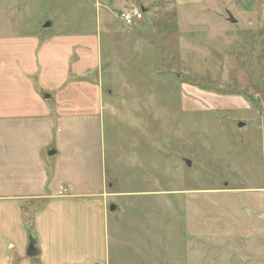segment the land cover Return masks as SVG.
I'll return each mask as SVG.
<instances>
[{"label":"rangeland","instance_id":"obj_1","mask_svg":"<svg viewBox=\"0 0 264 264\" xmlns=\"http://www.w3.org/2000/svg\"><path fill=\"white\" fill-rule=\"evenodd\" d=\"M125 8L149 13L129 31ZM5 24L101 30L116 73L101 141L123 219L144 218L187 264H264V0H0ZM228 98L248 108L212 105Z\"/></svg>","mask_w":264,"mask_h":264},{"label":"crops","instance_id":"obj_2","mask_svg":"<svg viewBox=\"0 0 264 264\" xmlns=\"http://www.w3.org/2000/svg\"><path fill=\"white\" fill-rule=\"evenodd\" d=\"M142 11L149 13L148 8ZM48 22L50 27L42 25L43 29L54 26L52 20ZM4 26L0 31V264H163L161 260L187 264L180 248L162 252L161 231L154 239V230L144 218L123 219L121 204L110 203L116 194L108 190L101 130L107 111L105 86L116 73L104 69L111 55L103 54L101 30L43 33L37 25L34 30L10 33ZM134 26L122 23L121 28L130 31ZM217 103L212 105L248 108L240 98ZM123 197L137 200L129 195L119 198ZM30 233L37 240L36 257L27 256ZM152 245H161L162 254L153 255Z\"/></svg>","mask_w":264,"mask_h":264},{"label":"water","instance_id":"obj_3","mask_svg":"<svg viewBox=\"0 0 264 264\" xmlns=\"http://www.w3.org/2000/svg\"><path fill=\"white\" fill-rule=\"evenodd\" d=\"M228 17H229V22L232 24H236L238 23L237 19L233 16L232 13L228 12ZM51 23L48 22L45 24V27H50ZM239 127H244L243 123L239 124ZM55 150L51 151L50 155H54L55 154ZM186 163L189 164L191 166V161L186 160ZM115 209L114 206L111 207V210L113 211ZM245 211L250 214L249 209H245ZM39 254V249L37 247V240L34 237V235L32 233H30V243L27 249V256L28 257H36Z\"/></svg>","mask_w":264,"mask_h":264},{"label":"built area","instance_id":"obj_4","mask_svg":"<svg viewBox=\"0 0 264 264\" xmlns=\"http://www.w3.org/2000/svg\"><path fill=\"white\" fill-rule=\"evenodd\" d=\"M143 15L144 13L137 9H126L119 14L118 18L127 27H132L137 21L143 19Z\"/></svg>","mask_w":264,"mask_h":264},{"label":"trees","instance_id":"obj_5","mask_svg":"<svg viewBox=\"0 0 264 264\" xmlns=\"http://www.w3.org/2000/svg\"><path fill=\"white\" fill-rule=\"evenodd\" d=\"M30 230V229H29Z\"/></svg>","mask_w":264,"mask_h":264}]
</instances>
